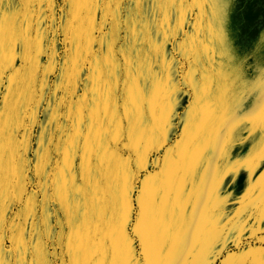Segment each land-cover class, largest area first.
Here are the masks:
<instances>
[{"label": "snow or ice", "instance_id": "1", "mask_svg": "<svg viewBox=\"0 0 264 264\" xmlns=\"http://www.w3.org/2000/svg\"><path fill=\"white\" fill-rule=\"evenodd\" d=\"M58 2L28 0L33 10L5 32L0 0V89L7 83L10 90L22 75L28 83L42 70L45 81L55 74L57 83L45 93L47 112L58 105L51 124L47 115L29 120V128L39 125L34 171L21 170L14 151L7 176L0 112V264H183L191 256L213 264L228 244L251 239L246 232L264 233V193L236 213L213 211L202 220L196 209L183 228L169 214L162 173L147 171L158 166L152 156L165 147L169 123L188 119L185 89L199 98L209 87L211 58L199 39L206 15L220 54L244 67L248 54H238L224 23L225 3L230 21L235 0ZM193 7L200 10L195 30ZM74 82L83 87L62 116L59 105ZM257 87L256 108L243 111L255 88L240 92L225 129L258 117L264 128V76ZM257 162L264 166V141L245 166Z\"/></svg>", "mask_w": 264, "mask_h": 264}, {"label": "rangeland", "instance_id": "2", "mask_svg": "<svg viewBox=\"0 0 264 264\" xmlns=\"http://www.w3.org/2000/svg\"><path fill=\"white\" fill-rule=\"evenodd\" d=\"M264 0H235L232 4L230 21L228 19V4L225 3L226 32L237 49L238 54L245 56V65L240 68L234 57L221 55L219 47L210 35L208 16L203 19L202 33L199 39L208 49L211 62L205 65L209 78V87L198 98L196 93L185 89L187 99L188 119L181 124L171 121L164 133L163 150L157 149L152 156L158 161V166L149 167L148 173L160 174L158 183L165 189L170 204L169 214L175 213L178 224L187 228L196 209L200 211V218L206 219L213 211L236 213L244 205L259 200L264 193V166L259 162L255 166H245L250 152L256 144L264 141V128L261 120L244 122L225 129V120L230 114L234 98L245 89L255 91L249 95L244 112L256 108L261 89L257 87L264 76ZM62 6V0L57 7ZM192 7L191 4L186 5ZM206 12L210 6L204 5ZM10 11V7L7 12ZM199 8H192L189 27L195 30L199 23L197 16ZM11 13L3 15L5 32L13 29ZM45 24H41V29ZM18 28L17 22L14 28ZM185 28V31L189 30ZM63 51V44L59 46ZM171 51V44L168 45ZM11 75L5 74V79ZM17 77V84L8 89L5 83L0 89V112L5 125L3 143L6 151L4 155L5 176L11 168L12 154L15 151L17 163L23 170L29 166L34 171L36 165L33 157L37 152L36 134L38 123L29 128V120L37 122L45 120L51 124L56 119L53 113H48V97L45 93L55 91L56 75L45 77L43 71L30 78ZM44 82V83H42ZM75 82L69 89L68 100L59 105L60 115H65L71 108L72 99H77L82 89ZM61 98L64 91L57 93ZM61 121H56L59 127ZM69 124L71 121L69 120ZM25 129L28 137L25 140ZM15 130V131H13ZM251 130V132H250ZM11 140V147L9 142ZM22 149V151H21ZM252 221H249L251 228ZM264 228V224L259 225ZM239 245L228 244L227 249L219 253V258L213 264H264V233L256 230L246 232ZM196 231L194 230V237ZM203 237H201L202 239ZM255 250L251 252L250 250ZM228 257L229 259H225ZM159 264H169L167 261ZM183 264H198L195 256H191Z\"/></svg>", "mask_w": 264, "mask_h": 264}, {"label": "crops", "instance_id": "3", "mask_svg": "<svg viewBox=\"0 0 264 264\" xmlns=\"http://www.w3.org/2000/svg\"><path fill=\"white\" fill-rule=\"evenodd\" d=\"M9 7L10 11L7 12ZM35 7L38 8L39 5L37 4L35 5ZM32 10L33 5L28 3V0H4V4L2 7L3 15L7 16L9 13H11V23L13 28L15 22H17L18 20L22 21L26 15L30 14ZM17 26L19 27L18 23ZM44 26L46 27V25Z\"/></svg>", "mask_w": 264, "mask_h": 264}]
</instances>
